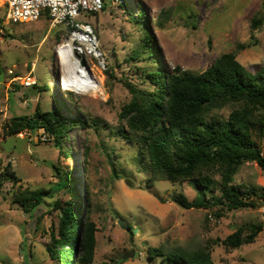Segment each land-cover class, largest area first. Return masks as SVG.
<instances>
[{
  "label": "rangeland",
  "instance_id": "rangeland-1",
  "mask_svg": "<svg viewBox=\"0 0 264 264\" xmlns=\"http://www.w3.org/2000/svg\"><path fill=\"white\" fill-rule=\"evenodd\" d=\"M104 6L96 15L79 16L95 29L105 59L103 67L88 55L78 58L85 61L84 68L95 83L87 94L63 87L59 52L67 51L66 46L60 47L69 34L67 26H54L46 17L15 24L3 19L0 66L30 77L37 87L0 85V173L11 164V171L20 180L15 186L11 182L0 184V264H58L46 246L59 211L48 205L39 208L36 217L41 219L37 223V218L13 202V193L19 187H56L66 172L71 175L76 198L62 189L55 199L62 205L79 203L83 212L88 210L97 230L91 264H167L161 257L150 258V247L166 252L209 248L214 264H264V205L260 199L255 200L256 208L221 211L220 218L215 216L220 206L184 209L172 198L183 196L192 201L203 191L190 182L173 184L154 175L149 161L116 134L123 126L120 108L131 98L126 82L149 89L138 70L147 66L146 61L130 59L143 43L139 6L148 14L160 67L171 71L181 67L198 74L222 54L232 52L243 66L257 72L264 68V24L253 31L250 23L264 16L262 0H126L120 6L105 0ZM3 10L6 12V7L0 2V18H4ZM93 71L102 80L104 93ZM108 94L110 100L103 101ZM37 105L44 112L57 105L66 118L87 119L89 126L70 130L62 149L43 129L7 136L4 125L12 117H31ZM230 111L228 107L222 114L226 117ZM262 130L254 127L253 135L264 155ZM214 177L223 182L220 173ZM232 182L264 188V171L247 163ZM259 224L263 230L253 243L236 249L223 244L238 228ZM81 254L79 248L77 258Z\"/></svg>",
  "mask_w": 264,
  "mask_h": 264
},
{
  "label": "trees",
  "instance_id": "trees-1",
  "mask_svg": "<svg viewBox=\"0 0 264 264\" xmlns=\"http://www.w3.org/2000/svg\"><path fill=\"white\" fill-rule=\"evenodd\" d=\"M262 3L264 7V0ZM138 8L143 43L134 49L130 59L146 61L147 66L138 70H141L149 89H140L126 82L131 98L120 108L119 120L123 126L116 134L149 161L154 175L173 184L190 182L203 191L202 196L192 201L183 196L172 198L184 209L211 210L220 206L215 212L220 218L221 211L256 208V199L264 205V188L244 187L232 182L238 169L247 163H255L264 171V155L253 135L254 127L264 130V68L251 72L232 52L222 54L198 74L182 71L181 67L172 71L160 67L157 41L149 26L148 14L143 6ZM2 12L4 18H0V29L6 18V12ZM42 17L50 20L47 12ZM263 24L264 16L256 17L250 27L256 31ZM0 70L3 71L1 66ZM92 74L101 82L104 93L102 80L94 71ZM67 97L72 94L67 93ZM109 100L108 94L103 101ZM228 107L231 111L225 117L222 110ZM84 125L89 126V120H70L57 105L53 111L46 112L37 105L31 117H12L4 125V130L7 136H14L43 129L44 134L62 149L68 132ZM216 173L221 174L222 183L216 182ZM63 177L58 186L49 189L19 187L13 193V202L30 217L37 218V223L41 219L36 217L39 208L48 205L58 210V222L48 233L50 243L46 249L50 257L58 264H91L97 230L88 217V210L83 212L79 203L62 205L55 199L62 189L76 198L71 175L66 172ZM4 182H11L13 186L20 182L11 171V164L0 173V184ZM216 191L220 194L216 195ZM205 192L210 193V197L207 198ZM262 230V224L240 227L227 236L223 244L231 249L251 244ZM79 248L82 254L77 258ZM148 255L150 258L161 257L167 264H214L209 248L194 252H166L162 248L150 247Z\"/></svg>",
  "mask_w": 264,
  "mask_h": 264
},
{
  "label": "built area",
  "instance_id": "built-area-1",
  "mask_svg": "<svg viewBox=\"0 0 264 264\" xmlns=\"http://www.w3.org/2000/svg\"><path fill=\"white\" fill-rule=\"evenodd\" d=\"M109 1L116 6L126 3V0ZM0 2L2 7H6V21L14 24L37 21L44 12H47L54 26L64 25L69 28L65 43L69 41L73 43V53L77 58L88 55L105 67L104 54L99 50L100 42L95 29L92 25L79 20L82 13L96 15L103 11L105 0H0ZM2 34L0 29V38ZM13 83H22L27 88L37 85L30 77L23 78L11 68L0 70V85L10 86Z\"/></svg>",
  "mask_w": 264,
  "mask_h": 264
},
{
  "label": "bare ground",
  "instance_id": "bare-ground-1",
  "mask_svg": "<svg viewBox=\"0 0 264 264\" xmlns=\"http://www.w3.org/2000/svg\"><path fill=\"white\" fill-rule=\"evenodd\" d=\"M67 47V51L59 52L60 64L64 71L63 87L67 90L78 91L82 94L90 93L95 88V83L89 78L85 66L73 53V43H64L61 47Z\"/></svg>",
  "mask_w": 264,
  "mask_h": 264
},
{
  "label": "water",
  "instance_id": "water-1",
  "mask_svg": "<svg viewBox=\"0 0 264 264\" xmlns=\"http://www.w3.org/2000/svg\"><path fill=\"white\" fill-rule=\"evenodd\" d=\"M81 64H82L83 66H85V65H86L85 61H82V62H81Z\"/></svg>",
  "mask_w": 264,
  "mask_h": 264
}]
</instances>
